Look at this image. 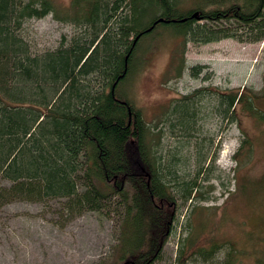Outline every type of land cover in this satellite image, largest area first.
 <instances>
[{
  "label": "trees",
  "instance_id": "trees-1",
  "mask_svg": "<svg viewBox=\"0 0 264 264\" xmlns=\"http://www.w3.org/2000/svg\"><path fill=\"white\" fill-rule=\"evenodd\" d=\"M47 14L77 30L57 47L34 53L22 25ZM162 31L181 36V56L172 58L167 72L178 78L189 41L263 39L264 0H70L59 8L55 0H0V208L15 200L63 198L74 215L112 204L120 217L113 264L153 263L179 219L176 195L183 203L208 197L198 181L205 154L198 151L196 176L190 177L182 168L189 156L163 148V127L145 120L119 91ZM200 68L189 69L197 75ZM200 90L172 104L162 120L171 135L196 149ZM263 96L240 87L217 90L216 110L231 122L238 121L237 105L263 118L256 103ZM260 181H253L254 191L264 186V175ZM249 182L244 177L239 185L253 202ZM207 233L188 234L172 264H186L194 253L212 258L221 243L212 229ZM226 243L217 264H233L238 248ZM254 262L264 264V250Z\"/></svg>",
  "mask_w": 264,
  "mask_h": 264
},
{
  "label": "rangeland",
  "instance_id": "rangeland-1",
  "mask_svg": "<svg viewBox=\"0 0 264 264\" xmlns=\"http://www.w3.org/2000/svg\"><path fill=\"white\" fill-rule=\"evenodd\" d=\"M69 1L55 0V3L59 8ZM76 30L74 23L47 14L24 22L21 34L32 52L41 53L57 47L62 36L71 37ZM160 33L151 49L140 53L145 60L120 85L119 91L145 120L158 123V129L163 127V148L171 147L189 156L182 168L190 177L196 176L198 151L205 154V170L198 181L208 197L183 203L176 195L175 213L179 219L152 264H172L180 242L188 234L203 236L209 229L221 243L218 251L209 260L194 253L186 264L223 261L227 241L238 248L233 264H255V256L264 250V186L257 191L252 186L253 181H260L264 175V96L256 102L263 118L237 105L238 121L231 122L230 118L222 119L216 110V93L240 87L264 94V38L189 41L183 51L181 76L167 78L172 58L177 62L181 56V36ZM192 65L201 66L197 75L191 74ZM197 89L202 94L195 97L201 107L196 122L198 131L193 136L199 138L196 149L177 134L171 135L162 120L172 104ZM245 138L248 140L241 147ZM244 177L251 178L247 189L253 190L256 201L250 202L242 192L239 184ZM231 192L235 197L230 196ZM194 204L198 208L192 214ZM119 222L118 210L112 204L102 212L84 210L73 215L64 209L63 198L8 202L0 208V264H113Z\"/></svg>",
  "mask_w": 264,
  "mask_h": 264
},
{
  "label": "bare ground",
  "instance_id": "bare-ground-1",
  "mask_svg": "<svg viewBox=\"0 0 264 264\" xmlns=\"http://www.w3.org/2000/svg\"><path fill=\"white\" fill-rule=\"evenodd\" d=\"M62 37L66 38V36H62ZM62 37H61V38H62ZM68 38H69V37H68ZM142 55H143V54H142ZM142 55H141V56H142ZM142 58H143V57H142ZM144 59H145V58H144ZM142 62H143V61H142ZM142 62H140V63H142ZM171 223H172V222H171ZM171 225H172V224H171ZM170 229H171V228H170Z\"/></svg>",
  "mask_w": 264,
  "mask_h": 264
},
{
  "label": "water",
  "instance_id": "water-1",
  "mask_svg": "<svg viewBox=\"0 0 264 264\" xmlns=\"http://www.w3.org/2000/svg\"><path fill=\"white\" fill-rule=\"evenodd\" d=\"M162 20V19H161ZM147 30H150V28L149 29H147ZM141 34H142V32H141ZM140 36V34L137 36V38Z\"/></svg>",
  "mask_w": 264,
  "mask_h": 264
}]
</instances>
